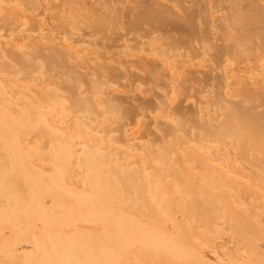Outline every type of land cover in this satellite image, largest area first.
<instances>
[{"label":"bare ground","instance_id":"obj_1","mask_svg":"<svg viewBox=\"0 0 264 264\" xmlns=\"http://www.w3.org/2000/svg\"><path fill=\"white\" fill-rule=\"evenodd\" d=\"M0 264H264V0H0Z\"/></svg>","mask_w":264,"mask_h":264}]
</instances>
